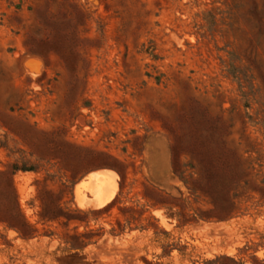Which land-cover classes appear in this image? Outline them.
<instances>
[{
  "label": "rangeland",
  "instance_id": "374dc122",
  "mask_svg": "<svg viewBox=\"0 0 264 264\" xmlns=\"http://www.w3.org/2000/svg\"><path fill=\"white\" fill-rule=\"evenodd\" d=\"M0 264H264V0H0Z\"/></svg>",
  "mask_w": 264,
  "mask_h": 264
}]
</instances>
